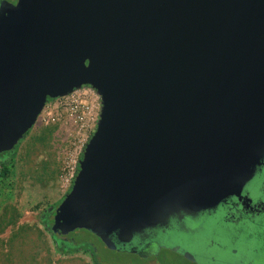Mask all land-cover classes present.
Masks as SVG:
<instances>
[{"label":"water","instance_id":"95a60500","mask_svg":"<svg viewBox=\"0 0 264 264\" xmlns=\"http://www.w3.org/2000/svg\"><path fill=\"white\" fill-rule=\"evenodd\" d=\"M82 86L102 110L54 233L115 249L215 209L264 158V0H1L0 153Z\"/></svg>","mask_w":264,"mask_h":264},{"label":"rangeland","instance_id":"374dc122","mask_svg":"<svg viewBox=\"0 0 264 264\" xmlns=\"http://www.w3.org/2000/svg\"><path fill=\"white\" fill-rule=\"evenodd\" d=\"M101 110V95L91 86L51 99L17 150L0 153V264H95L89 250L61 253L43 219L53 220L60 200L72 188ZM4 165L10 169L6 176ZM226 228L211 224L209 232L192 242L207 264L224 260L248 243L247 238L236 239L235 227ZM85 237L95 246L96 264H142L131 252L108 248L95 234L83 231L76 236ZM165 254L163 264H173L172 253Z\"/></svg>","mask_w":264,"mask_h":264},{"label":"flooded vegetation","instance_id":"af4514ba","mask_svg":"<svg viewBox=\"0 0 264 264\" xmlns=\"http://www.w3.org/2000/svg\"><path fill=\"white\" fill-rule=\"evenodd\" d=\"M215 223L225 229L235 227L236 239L248 240V243L244 241L241 251L234 249L216 264H264V158L241 196L229 197L212 210L174 216L166 225L145 229L128 243L119 242L116 235L112 237L117 243L115 250L133 253L142 264L151 260L163 264L165 253H172L173 264H207L206 256L195 250L192 242L206 234V230L210 231L211 224Z\"/></svg>","mask_w":264,"mask_h":264},{"label":"trees","instance_id":"16d2710c","mask_svg":"<svg viewBox=\"0 0 264 264\" xmlns=\"http://www.w3.org/2000/svg\"><path fill=\"white\" fill-rule=\"evenodd\" d=\"M51 100V99H49ZM48 100V101H49ZM30 132V131H29ZM19 144L15 147L14 150L10 151V152H6V153H11V152H15L18 148ZM6 153H1V154H6ZM2 172L3 175L6 176L9 174L10 169L9 167H7L6 165H4L2 167ZM71 190V189H70ZM64 199V198H63ZM62 199V200H63ZM60 200V203L61 201ZM43 222L45 223L46 227L48 228V230L51 232L54 242L57 246V249L63 253V254H75L81 250H89L92 253L93 256V260L96 264V260H95V255H94V251H95V246L92 244L93 242H90L91 238L85 237L84 239H77L76 236L80 235L81 232L83 231H87L90 234H93L92 232L88 231V230H84V229H78L76 231H74V233H70L69 235H61L58 233H54L51 229V225L53 223V220H49L48 218L43 219ZM75 234V236H74ZM99 238V237H98Z\"/></svg>","mask_w":264,"mask_h":264},{"label":"built area","instance_id":"2783aa9c","mask_svg":"<svg viewBox=\"0 0 264 264\" xmlns=\"http://www.w3.org/2000/svg\"><path fill=\"white\" fill-rule=\"evenodd\" d=\"M78 90V88L77 89H75L72 93H74V92H76ZM79 170V169H78ZM76 177V176H75Z\"/></svg>","mask_w":264,"mask_h":264}]
</instances>
